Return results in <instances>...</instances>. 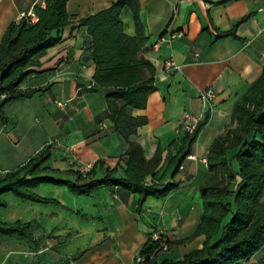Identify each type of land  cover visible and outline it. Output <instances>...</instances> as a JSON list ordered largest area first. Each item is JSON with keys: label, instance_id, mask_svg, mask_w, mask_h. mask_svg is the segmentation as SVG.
Here are the masks:
<instances>
[{"label": "crops", "instance_id": "1", "mask_svg": "<svg viewBox=\"0 0 264 264\" xmlns=\"http://www.w3.org/2000/svg\"><path fill=\"white\" fill-rule=\"evenodd\" d=\"M118 1L68 0L69 24L59 42L37 57L32 75L19 86L38 92L2 108L0 179L48 150L36 178L58 184L42 183L33 191L45 203L10 193L0 197V223L29 226L26 239L0 236V264H134L147 242L161 239L181 244L158 253L156 261L176 262L202 247L204 237L192 235L203 212L206 155L217 137L235 127V105L264 70V0H138L146 39L139 56L154 69L155 90L144 110H129L147 123L128 141L140 147L144 161H159L145 185L172 187L142 204L121 188L102 187L85 197L63 185L99 180L112 170L124 178L128 144L113 130L104 93L94 90L90 38L78 24ZM34 7L44 8L43 0H0V43L6 29ZM120 19L123 33L135 37L129 8ZM167 60L176 68L165 71ZM208 89L211 100L202 98ZM185 114L202 127L177 167L190 123L183 122Z\"/></svg>", "mask_w": 264, "mask_h": 264}, {"label": "trees", "instance_id": "2", "mask_svg": "<svg viewBox=\"0 0 264 264\" xmlns=\"http://www.w3.org/2000/svg\"><path fill=\"white\" fill-rule=\"evenodd\" d=\"M67 1L43 0L44 8H33L35 24L22 18L6 29L0 43V93L8 96L0 103V120L5 105L30 99L38 92H22L19 86L32 75L30 69L37 57L59 42L58 34L68 26L70 19L65 8ZM125 7L133 15L136 33L133 38L123 33L120 14ZM78 24L86 29L90 38L94 90L104 93L108 119L114 132L127 142L128 158L124 178H115L112 170L99 180L63 185L74 196L85 197L102 187L121 188L138 195L139 204L149 197H164L172 187L159 189L155 184L146 186L144 183L157 169L158 159L144 161L140 147L128 141L147 123L145 117H131L129 110H144L147 97L155 90L154 69L139 56L146 39L139 21L138 0H119L109 9L79 20ZM118 102L122 106L119 107ZM232 121L235 127L217 137L206 155L209 175L199 189L203 212L192 235V238L204 237L202 247L179 261L159 263L156 257L163 245L169 251L181 242L149 241L139 251L142 262L134 264H241L250 262L264 247V70L235 105ZM201 127L202 122L184 138L175 158L177 167L189 155ZM48 152L0 179V197L10 193L22 201L45 203L46 200L33 191L42 183L58 184L36 178L42 172L39 167L49 158ZM4 206L0 200V208ZM28 229V225L0 223V236L26 239Z\"/></svg>", "mask_w": 264, "mask_h": 264}, {"label": "built area", "instance_id": "3", "mask_svg": "<svg viewBox=\"0 0 264 264\" xmlns=\"http://www.w3.org/2000/svg\"><path fill=\"white\" fill-rule=\"evenodd\" d=\"M25 20H27V22L29 24H35L37 22V18L35 17V15L32 13V14H28L24 17ZM176 66L174 65L173 61L171 60H167L165 63H164V70L165 71H168L170 69H175ZM7 94L5 93H0V103L2 101H4L6 98H7ZM202 98H204L205 100H211L213 98V92L212 90L208 89L202 96ZM186 121H190L189 124L187 125H184V132L187 134V135H191L194 131V129L196 128V126L199 124L198 123V119H191L190 116L188 114H185L183 116V122H186ZM191 159V157H189ZM167 250V247L166 245H163L162 246V251H166ZM135 262L136 263H140L142 262V259L137 256L136 259H135Z\"/></svg>", "mask_w": 264, "mask_h": 264}, {"label": "rangeland", "instance_id": "4", "mask_svg": "<svg viewBox=\"0 0 264 264\" xmlns=\"http://www.w3.org/2000/svg\"><path fill=\"white\" fill-rule=\"evenodd\" d=\"M261 257L259 258H254L253 261L250 262H245L241 264H264V247L261 249Z\"/></svg>", "mask_w": 264, "mask_h": 264}]
</instances>
